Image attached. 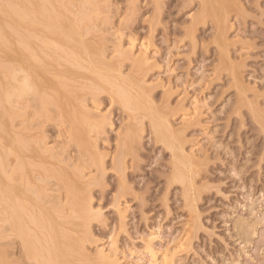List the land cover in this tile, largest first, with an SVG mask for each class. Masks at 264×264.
<instances>
[{
	"label": "rangeland",
	"instance_id": "rangeland-1",
	"mask_svg": "<svg viewBox=\"0 0 264 264\" xmlns=\"http://www.w3.org/2000/svg\"><path fill=\"white\" fill-rule=\"evenodd\" d=\"M52 1L0 0V43L6 33L27 35L30 15L39 22L48 14L63 29L72 18L80 20L90 45L103 44L107 59L123 57L124 74L133 60L139 63L147 98L168 118L188 156L186 166L176 162L145 116L135 126L137 138L122 174L111 158L131 123L128 110L107 91L83 95L90 118L103 123L101 132L91 135L104 155V171H84L91 181L92 211L86 213V223L72 231L84 264L102 257L105 264H264V0H56L63 9ZM217 12L223 13L220 30L212 17ZM36 25L33 32L41 38L59 41L53 30ZM24 94L11 96L5 104L8 132L24 120L26 131L45 135L44 147L64 151L63 157L76 155L74 144L66 142L67 116L45 99L40 103L38 95L30 102L32 96ZM22 105L30 108L19 109ZM21 115L39 119L34 123ZM10 153L9 168L14 164ZM0 244V254L4 248L9 264H35L22 256L12 235L0 238Z\"/></svg>",
	"mask_w": 264,
	"mask_h": 264
},
{
	"label": "bare ground",
	"instance_id": "bare-ground-1",
	"mask_svg": "<svg viewBox=\"0 0 264 264\" xmlns=\"http://www.w3.org/2000/svg\"><path fill=\"white\" fill-rule=\"evenodd\" d=\"M53 1H55V4L53 5L56 6V0ZM58 2L62 3L61 0H59ZM235 3L233 4L232 2L231 5H235ZM84 4H86V2ZM203 4L204 1H201V8L204 7ZM58 5L59 8H64L60 7V3ZM23 6L21 7L23 8ZM82 6V4L79 5V7ZM47 7H49V5ZM84 7L85 6H83V9L86 8ZM14 8L18 9L19 7L14 6ZM25 9L27 8L25 7ZM35 9L36 8H34V10ZM79 9L81 10V8ZM216 9L218 11L219 8ZM3 10L5 9L3 8ZM69 10L70 9H68V11ZM202 10L204 11L205 9ZM31 11L32 10L30 8V12ZM36 11L39 13L38 9H36ZM63 11L65 14V11L67 10ZM210 11L211 10H209V12ZM221 11H223V9ZM13 12L15 13V11ZM80 12L78 14H80ZM218 12L212 14V17H214L213 19L216 23V26L214 27H216L217 29L221 28L223 23L221 22L222 18L220 16L223 13L221 12L222 14H220ZM14 13L12 15H14ZM83 14V16H85V13ZM19 15L24 16L25 13ZM40 16L41 15H39V17ZM48 16V14L47 16L44 15V17H42V19H39L38 22L36 19H34L33 16L31 17L30 15L28 24L29 27H31V31L29 30L28 34L25 32L27 35H23V33H21L23 31H17V33H14V35L7 36L6 33V37H1L0 74L2 73V77L0 79V238L4 240L12 235L14 238L18 239L22 256L27 260L33 261V263L35 264H84L83 259H81L79 256V248L77 243H75L74 241V232L72 231L74 230V228L86 223V213H88V211L91 209L89 204L91 191V188H89L90 179L88 177L85 178L84 171L86 168L91 167H95L96 171H104V155L102 156V153L100 154L97 151L96 141L92 139L91 135V131H95V133L101 132L103 123L99 121L95 122L90 118V114H88V112L85 110L86 108L83 100V95H85V93L87 94L88 91H107L112 99H119L118 101H121L128 110V117L131 120V123L126 128V135L123 136L117 143L116 151L111 158V165L120 168L123 172L122 174H125L124 171L126 169V157L131 153V149L133 148V145L135 144V140L137 138L135 126L136 124H140L142 121V117L145 116L149 118V124L152 127L155 136L157 135L161 140H164L166 142L165 144L170 147V149L172 150V155L174 157L173 159H175L176 162H183L182 165L184 167V163H186V157L188 158V156L184 154L185 152H183V147L181 146V143L176 137L175 133H173L168 118L164 115V113L163 115L157 113L153 104L147 98V94L144 91V85L142 84L143 74L140 66L138 65L139 63L136 65L133 60L130 72L124 74L122 70L123 57L121 58L116 56L112 59H107L104 47H101L103 45L102 43V45L100 46L90 45L86 40L89 35H85L86 38L84 37V33L86 32V30L84 27L85 32L82 31L83 28H81L80 26V20L79 23H77L72 18L70 23L67 24L68 26L65 22L67 28L63 29L60 26H57L54 21L55 18L52 20V18ZM87 17L89 18V16ZM64 18L66 19V16H64ZM85 20L83 23H85ZM12 23L14 22L12 21ZM37 23L41 24V26L39 27L40 29L41 27H43L42 29L45 30H53V32L58 36H56V39L59 40L58 42H61V45L53 39V41L51 40V42H49L47 38H41L40 35L36 34V32L34 33L33 28ZM0 25L2 26V24ZM9 31L12 32V30ZM47 32L48 31H46V33ZM221 33L219 34L221 35ZM12 40L14 42H12ZM12 43L14 45V48H12L11 46ZM9 49L13 50V52L11 51L10 53L12 54L11 56L8 53ZM125 58L127 57L125 56ZM9 64L12 66L11 71V68H8ZM231 70L234 74V77H231L235 78V68ZM236 79L235 82L239 81V78L237 79V81ZM231 80L232 82H234L233 79ZM24 93H29V95L32 96V99L30 97V102H33L34 96L38 95V97H40L39 100L42 101L43 99H45V101L51 102V104L53 103L54 106H56L57 112L59 111L62 115L67 116L66 128L68 138L66 139V142L68 144H74L77 151L76 155H70V153L69 155L63 157V153H65L64 151L54 150V148L47 149L50 147H44V140L41 138L43 136L45 137V135L42 136L41 134L40 136L38 134L39 132L35 133L31 132L30 130L26 131L25 129L28 128L26 127L24 129L25 126L21 125L24 120H20V127L18 129H14L16 127L13 128V134H10L8 132L9 127L6 120L7 117L5 115V104L8 102L11 96L17 95L20 97ZM14 99L17 100V98ZM39 100L37 101L39 102ZM13 102V104L18 107L17 103L15 104V101ZM34 103L30 104L34 105ZM40 103H43V101ZM11 104L10 107L13 106ZM39 105L37 106V108L41 107ZM27 107L23 108L22 105V107H19V109H26ZM28 110H30V112L32 113L31 109ZM44 111H42L43 115ZM47 111L48 110H46V112ZM19 112L21 111L19 110ZM51 112L53 111H50V113ZM24 114H26V112ZM33 115H36V112ZM22 117L23 116L21 115L20 118ZM56 117H58V115ZM30 118H32L31 120L33 121L35 120L33 116H30ZM30 118H25V120L27 119L28 121V119L30 120ZM48 118L51 119L50 117ZM13 119H11V121ZM38 119L39 118H37L36 120L38 121ZM42 119L41 120L44 122L45 117ZM61 119H63V117H61ZM30 122L33 123L32 121ZM16 123L18 124V122ZM35 125L37 126V124ZM36 126L35 128L38 129L37 127L41 125L37 127ZM28 127H30V125ZM9 131L11 132V130ZM9 153L10 155L12 154L14 156V161L10 160L14 162V164L10 165V168V163H8ZM188 162L189 161L187 160V163ZM190 168L184 169L187 170ZM91 176L92 175H90V177ZM184 176H188V174H184ZM178 178L180 179V177ZM172 180L174 179L172 178ZM187 180L189 183L190 180ZM12 240L13 239H11V241ZM4 250L5 249L3 248V251L0 254V264H9V260L7 259L9 255L6 256L7 253ZM92 261V264H105L103 257L96 260L93 259Z\"/></svg>",
	"mask_w": 264,
	"mask_h": 264
}]
</instances>
